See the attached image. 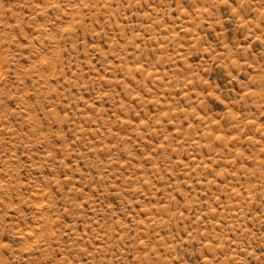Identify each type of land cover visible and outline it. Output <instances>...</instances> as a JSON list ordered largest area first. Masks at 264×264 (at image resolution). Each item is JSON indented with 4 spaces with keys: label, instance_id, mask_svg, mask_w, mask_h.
Masks as SVG:
<instances>
[{
    "label": "rangeland",
    "instance_id": "rangeland-1",
    "mask_svg": "<svg viewBox=\"0 0 264 264\" xmlns=\"http://www.w3.org/2000/svg\"><path fill=\"white\" fill-rule=\"evenodd\" d=\"M0 264H264V0H0Z\"/></svg>",
    "mask_w": 264,
    "mask_h": 264
}]
</instances>
